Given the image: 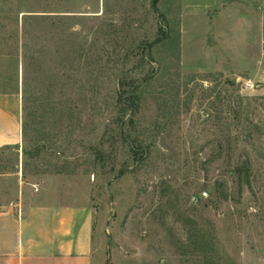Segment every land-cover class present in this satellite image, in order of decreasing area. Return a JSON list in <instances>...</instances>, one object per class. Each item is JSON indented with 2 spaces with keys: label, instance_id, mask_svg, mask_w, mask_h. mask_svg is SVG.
<instances>
[{
  "label": "rangeland",
  "instance_id": "1",
  "mask_svg": "<svg viewBox=\"0 0 264 264\" xmlns=\"http://www.w3.org/2000/svg\"><path fill=\"white\" fill-rule=\"evenodd\" d=\"M9 93L0 208L91 205L94 264H264V0H0Z\"/></svg>",
  "mask_w": 264,
  "mask_h": 264
},
{
  "label": "crops",
  "instance_id": "2",
  "mask_svg": "<svg viewBox=\"0 0 264 264\" xmlns=\"http://www.w3.org/2000/svg\"><path fill=\"white\" fill-rule=\"evenodd\" d=\"M22 138L21 96L0 94V148ZM58 192L27 194L0 208V264H94L97 212Z\"/></svg>",
  "mask_w": 264,
  "mask_h": 264
},
{
  "label": "trees",
  "instance_id": "3",
  "mask_svg": "<svg viewBox=\"0 0 264 264\" xmlns=\"http://www.w3.org/2000/svg\"><path fill=\"white\" fill-rule=\"evenodd\" d=\"M141 86L133 83L128 89L125 88V84L120 83L119 89H118V96L120 101L123 98V107H122V113L127 114L128 112L131 115H135L139 110V99H140V90ZM24 126H22V131L24 132ZM2 148H13V146H6ZM245 173L246 170H245Z\"/></svg>",
  "mask_w": 264,
  "mask_h": 264
},
{
  "label": "built area",
  "instance_id": "4",
  "mask_svg": "<svg viewBox=\"0 0 264 264\" xmlns=\"http://www.w3.org/2000/svg\"><path fill=\"white\" fill-rule=\"evenodd\" d=\"M246 85L249 86V87H251L252 84L248 82V83H246ZM33 187H34L35 191H38V188H37L36 185H33Z\"/></svg>",
  "mask_w": 264,
  "mask_h": 264
}]
</instances>
